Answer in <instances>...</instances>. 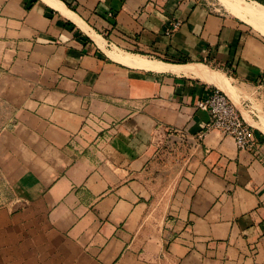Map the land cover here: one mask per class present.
Segmentation results:
<instances>
[{"label":"crops","instance_id":"0c3cea01","mask_svg":"<svg viewBox=\"0 0 264 264\" xmlns=\"http://www.w3.org/2000/svg\"><path fill=\"white\" fill-rule=\"evenodd\" d=\"M55 1L0 0V264H264V37L221 0Z\"/></svg>","mask_w":264,"mask_h":264},{"label":"built area","instance_id":"2783aa9c","mask_svg":"<svg viewBox=\"0 0 264 264\" xmlns=\"http://www.w3.org/2000/svg\"><path fill=\"white\" fill-rule=\"evenodd\" d=\"M180 25L179 20L172 22L166 30V34L171 35ZM198 107L210 114L208 129L218 130L222 134L233 138L241 150L251 149L254 146L255 140L252 127L224 91L215 87L205 98L199 101Z\"/></svg>","mask_w":264,"mask_h":264},{"label":"bare ground","instance_id":"6f19581e","mask_svg":"<svg viewBox=\"0 0 264 264\" xmlns=\"http://www.w3.org/2000/svg\"><path fill=\"white\" fill-rule=\"evenodd\" d=\"M224 1H225L226 5L228 6V9L232 13H234L235 15L239 16L240 18L244 19L248 23H250L254 26H257V28H260L264 33V4H261V3L256 2V1H254L253 3H250V2L244 3V0H224ZM51 3H53V5H55L56 7L60 8L64 13H66L70 17H73V18L76 17L72 12H68L62 6H60L59 2H56L55 0H51ZM90 32H91V35H93V37L95 38V40L98 42V44L102 48L106 49L102 38L97 36L96 34L92 33V31H90ZM106 51L113 58L120 60L126 64L136 65L138 67L143 66L146 68L157 69V70L172 69L174 71H185V72H189L192 74H196V75H198L202 78L208 79V80H213V79L226 80L225 78H223V76H221V74H217L216 71H215L216 73L213 71H210L208 68H206L202 65H199V66L185 65V66H172L171 67V66L164 65L163 63H161L159 61H156V60L151 61V60H148V59L140 57V56H133V55L118 56L119 54H115L113 52H110L107 49H106ZM219 82H222V81H219ZM225 90H227V89H224V91ZM249 119H250V117H249ZM260 120H261V118H260ZM260 127L264 131V120H262Z\"/></svg>","mask_w":264,"mask_h":264},{"label":"rangeland","instance_id":"374dc122","mask_svg":"<svg viewBox=\"0 0 264 264\" xmlns=\"http://www.w3.org/2000/svg\"><path fill=\"white\" fill-rule=\"evenodd\" d=\"M254 1H258L261 4H264V0H244V3L245 2L253 3ZM221 2L225 4V1L224 0H221ZM228 13L229 14H233L230 10H228ZM250 27L252 28V30H253L254 33H257V34H259V35H261V36L264 37V33H263V31L260 28H257V26H254L252 24H250Z\"/></svg>","mask_w":264,"mask_h":264}]
</instances>
